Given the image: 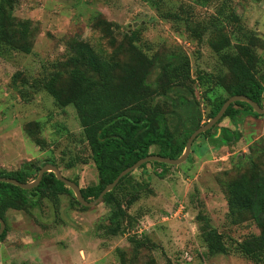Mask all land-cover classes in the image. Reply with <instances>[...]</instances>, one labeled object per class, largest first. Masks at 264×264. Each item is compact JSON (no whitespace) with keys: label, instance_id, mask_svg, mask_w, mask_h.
Masks as SVG:
<instances>
[{"label":"rangeland","instance_id":"rangeland-1","mask_svg":"<svg viewBox=\"0 0 264 264\" xmlns=\"http://www.w3.org/2000/svg\"><path fill=\"white\" fill-rule=\"evenodd\" d=\"M12 15L30 22L32 44L27 55L0 49V173L50 161L79 188L99 183L65 79L71 42L118 59L131 41L153 61L149 83L161 64L186 63L191 92L185 96L196 102L200 125L228 97L219 53L233 57L234 45H250L264 73V0H13ZM222 38L229 46L214 52L212 44ZM169 98L154 101L168 106ZM170 112L168 128L177 132ZM246 114L235 126L226 118L213 125L214 132L236 131V141L222 145L199 136L182 163H146L132 171L114 191L126 213L115 235L107 234L111 205L82 210L71 192L43 198L28 212L8 210L0 264H257L231 242L257 235L264 214H230L226 206V184L264 173V115ZM209 229L223 237L227 253L208 255Z\"/></svg>","mask_w":264,"mask_h":264},{"label":"trees","instance_id":"trees-1","mask_svg":"<svg viewBox=\"0 0 264 264\" xmlns=\"http://www.w3.org/2000/svg\"><path fill=\"white\" fill-rule=\"evenodd\" d=\"M12 4L13 0H0V49L7 48L27 55L32 44L30 22L16 19L12 15ZM131 39L134 41V37ZM220 40V43L212 44L214 52L219 53L225 46H229L227 38ZM108 42L112 44L114 39L109 37ZM233 47V57H222L219 53V59L228 71L227 82L222 81L221 86L228 97L243 95L263 108L264 73L260 75L258 71V58L250 45L236 44ZM68 49L72 55L64 62L69 67L65 79L75 92L70 104L82 129L99 182L97 185L79 188L85 201L94 200L120 171L140 158L157 155L174 159L181 154L188 136L200 126L196 102L185 96L191 92L185 83L188 80L187 69L182 67L186 66V63L178 66L161 64L155 80L149 83L146 78L153 61L137 51L131 41H128L124 51H121L120 58L113 57L116 60L87 42H71ZM168 94V106L154 101L156 97H166ZM225 99H220L210 108L206 120L216 114ZM241 108L247 109L246 112ZM168 111H172L170 113L175 114L179 121L180 130L177 132L168 128ZM249 111L253 116H258L245 103L234 102L226 108L216 124L226 118L235 126L246 113L251 114ZM204 123L205 121L202 124ZM213 128L214 126L197 137H210L222 145L237 140L236 131L219 127L217 132H214ZM152 146L157 148L156 152L149 153ZM48 162L50 161L42 163L41 166ZM148 163L167 166L157 162ZM50 164L56 167L53 162ZM71 165L72 163H67L66 167ZM41 166L24 162L15 171L0 173V177L14 179L20 183L30 182ZM142 166L144 164L140 167ZM129 174L120 178L101 198V203L112 206L109 217L113 222L112 226L108 227L107 234L115 235L119 223L126 217L114 191ZM70 181L77 185L75 180ZM62 194L71 195L69 189L55 180L50 172L44 173L38 185L28 191L0 182V219L4 223V214L8 210L28 212L43 198H54ZM74 203L85 210V207L75 201ZM226 206L230 214L247 209L255 211L257 216L264 214V173H255L248 179L241 176L226 184ZM257 228V235L231 243L233 250L241 256L254 263L264 264V221L260 222ZM4 233L5 231H2L0 239ZM204 242L208 255L227 253L223 237L214 229H209L204 234Z\"/></svg>","mask_w":264,"mask_h":264},{"label":"water","instance_id":"water-1","mask_svg":"<svg viewBox=\"0 0 264 264\" xmlns=\"http://www.w3.org/2000/svg\"><path fill=\"white\" fill-rule=\"evenodd\" d=\"M234 102L245 103L252 110V112L254 114L264 115V107L260 108L256 103L252 102L250 99H248L247 97H245L243 95H233V96L227 97L224 100V102L221 104V106L218 109V111L216 112V114L212 116V118H210L207 122L200 125L198 128H196L194 131L191 132V134L188 136V138L185 141V144H184V147H183L181 154L177 158L170 159L167 157H161V156H157V155H148L146 157L138 159L132 165H130L129 167H126L125 169L120 171L118 173V175L113 179V181L111 183L107 184L99 192L97 197L92 201H85L80 194L79 187L75 183H73L72 181L63 177L60 174L59 170L54 165H52L50 163H46V164L42 165L38 169L35 178L30 182L20 183L14 179L4 178V177H0V182L8 183V184H11V185H13V186H15L21 190L28 191V190H31L32 188H34L38 185V183L40 182L41 177L44 173L50 172L53 174L55 180H57L58 182L63 184V186L65 188L69 189V191L72 193L76 203H78L80 206L85 207V208L94 206L101 201V198L105 193L110 191L117 184V182L119 181L120 178H122L126 174L131 173L132 171L136 170L138 167H140L143 164H146L148 162H157V163H161V164H165V165H169V166H175V165H178V164L182 163L183 161H185L187 158V155L189 153V149H190L192 141L199 134L204 133L205 131L209 130L214 124H216L218 122V120L221 118V116L223 115L226 108ZM3 228H4V223L0 219V234L3 231Z\"/></svg>","mask_w":264,"mask_h":264}]
</instances>
